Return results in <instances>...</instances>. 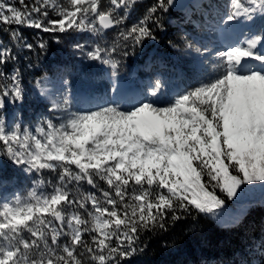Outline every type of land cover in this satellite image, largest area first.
Returning <instances> with one entry per match:
<instances>
[{
	"label": "snow or ice",
	"instance_id": "6c2138e0",
	"mask_svg": "<svg viewBox=\"0 0 264 264\" xmlns=\"http://www.w3.org/2000/svg\"><path fill=\"white\" fill-rule=\"evenodd\" d=\"M140 3L0 0V32L12 43L0 39V110L25 98L21 69L13 66L21 50L47 46L26 42L21 28L92 33L99 42L76 47L115 78V56L156 40L154 28L163 27L161 14L175 0H155L128 26ZM201 7L205 26L245 31L215 51L194 48L183 36L184 49L212 56L211 70L202 63L188 70L197 82L183 91L169 95L156 78L127 96L114 83L119 98L74 109L67 92L52 96L41 88L54 118L25 128L0 115V157L40 176L25 196L0 199V264H122L140 251L142 233L167 230L194 213L215 216L242 186L264 183V0H208ZM106 32L117 35L109 42ZM235 264L253 261L245 256Z\"/></svg>",
	"mask_w": 264,
	"mask_h": 264
},
{
	"label": "trees",
	"instance_id": "16d2710c",
	"mask_svg": "<svg viewBox=\"0 0 264 264\" xmlns=\"http://www.w3.org/2000/svg\"><path fill=\"white\" fill-rule=\"evenodd\" d=\"M32 2L26 0L28 4ZM154 2L141 0L131 14L128 26L141 19L147 7ZM207 2L194 0L183 11L170 9L168 13L161 14L163 27L154 28L156 40H146L127 57L115 56L121 60L115 78L107 65L89 61L76 47L79 44L88 50L99 42L100 38L92 33H45L35 28H21L26 42L35 46L43 41L47 46L43 50L36 47L31 52L21 50L22 58L18 63L13 62V66L21 69L25 98L15 103L8 102L5 109L0 110V115L11 114L14 120L21 119L24 127H33L43 118H54L51 101L44 95L40 96L37 80L52 96H57L58 92L60 95L70 94L74 109L94 106L85 107L78 97L79 91L84 92L91 102L101 98L108 100L114 98L115 93L111 89L120 80L127 88L135 87L140 93L150 81L161 78L167 83L166 93L169 95L196 84V77L188 70L201 63L211 70L212 56L184 49L182 37L187 35L194 48L205 45L213 51L225 48L218 38V30L205 26L201 20V14L205 12L201 5ZM50 15L53 14L50 12ZM116 35V32H106L105 39L111 42ZM0 39L5 45L12 46L7 33L0 32ZM62 80L68 83L65 85ZM19 111L21 115L17 113ZM3 160L0 199L10 198L15 190L25 192L32 178H40L38 174L21 171L5 157ZM46 190H50V186H46ZM217 194L223 197L219 191ZM141 237L140 251L122 264H235L245 256L253 264H264L261 259L264 250L259 247L264 240V204L251 202L242 218L232 225H219L209 215L194 213L175 224L170 223L167 230L144 232Z\"/></svg>",
	"mask_w": 264,
	"mask_h": 264
},
{
	"label": "rangeland",
	"instance_id": "374dc122",
	"mask_svg": "<svg viewBox=\"0 0 264 264\" xmlns=\"http://www.w3.org/2000/svg\"><path fill=\"white\" fill-rule=\"evenodd\" d=\"M243 31H245V29L242 25L237 27L235 31H218V38L221 39L222 43L224 44V47H227L228 45L234 44L239 39H241L242 37L240 34ZM117 88L119 90V93L123 95L137 94L135 88H127L124 83H121ZM59 95L60 92H58L57 96ZM40 96H42L41 92ZM78 97L81 99V94H79ZM114 98H119L118 93L114 95ZM17 113L21 115L20 111ZM2 116L5 118L8 126L10 127L15 126L17 124L21 125V120L16 122V120L12 119V116L10 114H3ZM242 187L244 190H238L237 197L228 200L225 199V204L222 208L216 210L217 214L215 216L209 215L219 225L235 224L240 218H242V216L248 209V205L251 202L254 203L255 201H258L264 204V184L254 183L252 185H246Z\"/></svg>",
	"mask_w": 264,
	"mask_h": 264
},
{
	"label": "water",
	"instance_id": "95a60500",
	"mask_svg": "<svg viewBox=\"0 0 264 264\" xmlns=\"http://www.w3.org/2000/svg\"><path fill=\"white\" fill-rule=\"evenodd\" d=\"M194 0H175L174 6L171 8L173 11H183ZM3 164V158L0 157V166Z\"/></svg>",
	"mask_w": 264,
	"mask_h": 264
}]
</instances>
